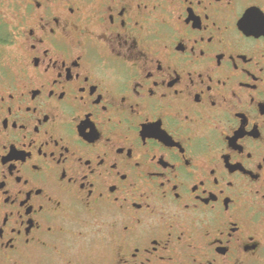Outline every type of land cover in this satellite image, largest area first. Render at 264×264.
I'll return each mask as SVG.
<instances>
[{
  "label": "flooded vegetation",
  "instance_id": "flooded-vegetation-1",
  "mask_svg": "<svg viewBox=\"0 0 264 264\" xmlns=\"http://www.w3.org/2000/svg\"><path fill=\"white\" fill-rule=\"evenodd\" d=\"M0 47V264H264V0H0Z\"/></svg>",
  "mask_w": 264,
  "mask_h": 264
},
{
  "label": "rangeland",
  "instance_id": "rangeland-1",
  "mask_svg": "<svg viewBox=\"0 0 264 264\" xmlns=\"http://www.w3.org/2000/svg\"><path fill=\"white\" fill-rule=\"evenodd\" d=\"M3 36V35H2ZM8 59V51L4 47H0V71L5 68V62Z\"/></svg>",
  "mask_w": 264,
  "mask_h": 264
}]
</instances>
